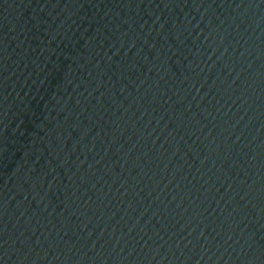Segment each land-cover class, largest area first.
<instances>
[{"label":"water","instance_id":"obj_1","mask_svg":"<svg viewBox=\"0 0 264 264\" xmlns=\"http://www.w3.org/2000/svg\"><path fill=\"white\" fill-rule=\"evenodd\" d=\"M0 264H264V0H0Z\"/></svg>","mask_w":264,"mask_h":264}]
</instances>
